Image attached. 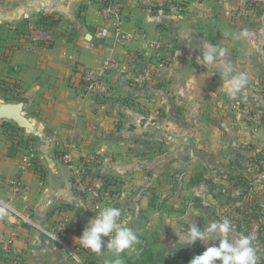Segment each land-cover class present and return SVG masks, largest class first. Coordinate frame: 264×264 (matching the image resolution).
<instances>
[{"label":"crops","instance_id":"obj_1","mask_svg":"<svg viewBox=\"0 0 264 264\" xmlns=\"http://www.w3.org/2000/svg\"><path fill=\"white\" fill-rule=\"evenodd\" d=\"M101 1L0 0V101L23 103L22 113L34 131L17 130L36 140L40 167V173L27 172L22 178L28 193L25 205L35 226L7 215L3 226L5 233H15V252L24 255L26 264H106L115 259L107 252L91 253L75 239L68 245L77 246L73 257L46 234L63 215L61 207L79 228L78 237L94 216L73 191L70 170L58 157L63 143L72 145L75 160L90 161L94 173L112 180L113 201L106 204L121 208L122 217L132 216L129 226L152 255L146 264H165L156 258L198 249V243L185 246L178 239H184L187 223L203 227L207 215L197 208L190 218L180 209L184 199L155 195L163 183L160 175L176 168L178 184L184 175L178 169L187 164L193 176L189 162L195 165L200 157L220 156L214 147L222 133L232 154L238 152L240 140L264 142L261 130L228 115L232 98L224 75L226 63L234 74H246V85L233 99L242 97L264 108V60L246 39L252 28L264 26V14L245 20L234 16L225 0H165L163 6L150 7L120 0L124 28L140 26L148 39L162 43L153 51L139 39L127 48L113 45L98 14ZM30 25L46 27L51 41L30 43ZM209 43L228 53L226 58L217 53L215 67L198 62L201 47ZM106 59L116 61L107 76L108 95L82 96L81 69L96 68ZM2 124L15 126L11 121ZM138 141L149 148L142 153L131 150L130 143ZM17 165V154L0 133V177L13 176ZM15 205L24 207L20 200Z\"/></svg>","mask_w":264,"mask_h":264},{"label":"built area","instance_id":"obj_2","mask_svg":"<svg viewBox=\"0 0 264 264\" xmlns=\"http://www.w3.org/2000/svg\"><path fill=\"white\" fill-rule=\"evenodd\" d=\"M139 1L145 7L152 5L163 6L165 0H130ZM187 2L190 0H181ZM230 3L231 11L234 16L243 19L257 18L264 14V0H225ZM120 0H102L99 3L98 14L106 23L108 31L111 34L113 45L127 48L134 40L139 39L145 42L144 48H151L157 51L162 47L158 39L150 40L146 31L135 26L128 31L124 28L125 14L121 9ZM26 37L30 43L40 42L48 43L51 41L50 31L44 27L30 25L27 29ZM246 39L249 43H257L259 52L264 57V26H258L256 29L246 33ZM156 58L159 54H155ZM116 66L113 59L104 60L98 67H84L80 71V83L82 96L105 97L109 89L107 85V76ZM239 109V108H237ZM0 120V133L4 139L9 142L18 157L16 172L11 177H0V264H26L24 255L15 252L14 232L3 231L6 221L5 215L15 219L19 224L33 227L35 223L30 209L26 204L28 193L23 183V175L27 172L40 173V167L37 159L36 140L31 135H24L17 129L10 126H4ZM16 126V125H15ZM72 145L68 142L62 144L59 150V159L70 170V184L73 191L80 195L93 214L97 206L104 205V198L109 193V184L112 180L94 173L88 160H75L71 153ZM109 183V184H108ZM109 198V194H108ZM112 196L110 197V199ZM20 200L24 207L17 209L15 203ZM67 208L61 207L63 214L57 220H54L46 234L54 242L69 250L71 256L75 257L77 253L76 245L68 248L73 240L78 237L79 228L68 219Z\"/></svg>","mask_w":264,"mask_h":264},{"label":"rangeland","instance_id":"obj_3","mask_svg":"<svg viewBox=\"0 0 264 264\" xmlns=\"http://www.w3.org/2000/svg\"><path fill=\"white\" fill-rule=\"evenodd\" d=\"M254 29L256 28L251 30ZM249 44L257 50L261 59L264 60L263 55L258 50L257 43ZM244 100L242 97L232 98L230 102L232 113L229 112L228 115L231 114L245 126L254 128V130H261L264 136V108L256 107L252 101ZM224 134L218 136L221 142L214 147L220 151L219 157H200L199 161L195 160V165L189 162L190 167L194 166V168H190L191 171L194 169L193 176L187 172V164L184 169L179 168V173L184 172L182 177L184 182L181 180L178 184L176 183V168L170 172H163L160 175L163 176V183L160 184L155 195H159V198L163 199L169 197L184 199V208L180 209H183V212L192 218V215L198 212L196 209L199 208L201 213L207 215L205 224L210 218L211 220H221L227 217L234 228L233 237L237 234L249 236L253 247L256 249L257 264H264V142L253 143L240 140L243 142L236 147L238 152L232 154L230 153L231 146L224 144L227 141ZM129 146L131 150L138 153L149 148L145 141L130 143ZM197 161L200 168L196 166ZM111 188L104 198V205L113 201L115 191ZM159 204L160 207L168 208V204L165 205L160 202ZM195 243H198L196 251L190 249L192 247L189 249L186 247L184 252L180 250L175 254H169V258L166 255L156 258L157 263L188 264L189 260L204 250V243L201 241ZM121 258H123V264H146L150 262L152 255L145 240L139 238V243L134 245L132 252L123 253Z\"/></svg>","mask_w":264,"mask_h":264},{"label":"clouds","instance_id":"obj_4","mask_svg":"<svg viewBox=\"0 0 264 264\" xmlns=\"http://www.w3.org/2000/svg\"><path fill=\"white\" fill-rule=\"evenodd\" d=\"M201 48L202 55L198 62L211 67L216 66L217 53L221 58H226L228 54L211 43ZM224 75L228 81L226 92L231 98H235L246 85L247 76L244 73L234 74L232 67L227 63L224 66ZM94 213L80 236L75 238V242L91 253L107 252L115 257L111 262L106 261V264H123L119 258L120 254L139 243L137 232L129 226L133 222L132 216L122 217V209L110 204L97 206ZM187 224L188 230L182 234L184 239H178V243L191 245L201 241L205 244L204 250L189 260L188 264H257L256 249L251 238L243 234L233 237L234 228L227 217L221 220L213 219L203 227L197 226L195 222Z\"/></svg>","mask_w":264,"mask_h":264},{"label":"water","instance_id":"obj_5","mask_svg":"<svg viewBox=\"0 0 264 264\" xmlns=\"http://www.w3.org/2000/svg\"><path fill=\"white\" fill-rule=\"evenodd\" d=\"M22 102L0 101V120L11 121L18 128L34 131L33 124L22 113Z\"/></svg>","mask_w":264,"mask_h":264},{"label":"trees","instance_id":"obj_6","mask_svg":"<svg viewBox=\"0 0 264 264\" xmlns=\"http://www.w3.org/2000/svg\"><path fill=\"white\" fill-rule=\"evenodd\" d=\"M13 126V125H12ZM15 129H19L17 126H13ZM109 184V183H108Z\"/></svg>","mask_w":264,"mask_h":264}]
</instances>
